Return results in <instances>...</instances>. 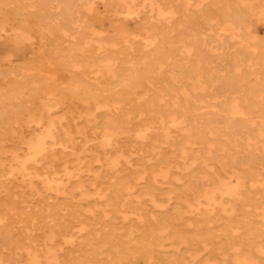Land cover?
Listing matches in <instances>:
<instances>
[{"label": "rangeland", "instance_id": "rangeland-1", "mask_svg": "<svg viewBox=\"0 0 264 264\" xmlns=\"http://www.w3.org/2000/svg\"><path fill=\"white\" fill-rule=\"evenodd\" d=\"M11 1L14 6L11 5ZM15 1L3 0L4 3L0 1V11L3 8V14L0 13L1 26L10 22L7 25L10 30L7 27L4 28L6 31H3V27L0 26V35L2 36L6 32L3 37L0 36V62L3 60L0 64V77H2V80L0 79V95L1 93L5 94L0 96V101L9 103L11 99L7 95L12 94V97H9L13 98V101L16 100L15 98H17L16 101H21L23 103L20 102L21 109L23 106L24 109L21 110L20 105H16L17 107L14 109L13 101L9 103L11 105L7 104L8 107L4 102H0L5 105H0L2 106L0 110L11 109L10 106L13 103L14 106L11 110L18 114L16 115L14 111H0V162L2 155L4 156L2 148L8 151H22L24 145L21 141L23 139L28 138L29 140L37 134H47L46 131L51 133L52 130H55L57 123L60 124V126L57 124L58 130L56 129L59 134L55 130L58 137H61L62 129H69L71 132L73 131L72 135L76 137L80 146L77 144V148L73 147V143L64 140L65 143L62 142L64 146L61 143L60 146L56 145V149L55 146L51 147L52 149L47 153L48 156L45 154L42 161H39L41 166L39 162L36 164L35 170H37L33 169L31 176H24L17 171L14 173L15 175L13 173L4 174L6 177L2 174L3 178H0V234L2 233L0 235V264H3L2 262L8 264L7 257L11 254L10 257L13 258H8L12 261L10 264H32V262L33 264H264V153L249 152L244 138L233 133L230 134L231 131L224 128L227 127L225 120L228 117L225 115L228 111L223 112V109L230 106L233 100H237L240 104L248 103L250 100H246L245 96L250 89L255 92L252 96L249 95L251 97L250 104L256 102L258 106L263 105L261 107H264V0H127L128 3L126 0H27L28 4H25V0L14 3ZM29 4L30 11L26 8ZM6 5L10 10L6 8ZM12 6L15 10L12 9ZM42 9L45 12H42ZM246 9L249 11L247 12ZM38 10H41V13ZM23 11L30 13L27 14ZM227 11H230L231 14ZM245 11L247 13L243 14ZM232 12L234 15L240 12L243 16L248 17L242 24L234 21L233 16H227L233 21L226 19L225 15L227 13L233 15ZM6 14L7 17H5ZM222 14L225 18L221 16ZM21 18L24 21H21ZM43 18H45L44 21ZM19 19L20 22L17 23ZM225 20L229 22L226 23ZM231 21L233 23H230ZM11 22L14 23V26ZM35 22L40 24L39 28H36ZM19 27L22 31L18 30ZM30 27L34 31L30 30ZM35 32L36 34H33ZM27 33L29 34L27 35ZM30 43L31 45H29ZM30 46H32L31 49ZM38 49H42V51L39 52ZM29 50L31 52H28ZM36 52L39 53L37 54L39 56L34 54ZM25 54H27V61ZM28 55L33 56L29 57ZM8 56L14 59L7 58L9 60L7 61L6 57ZM34 57L36 59H32ZM16 58L17 60H15ZM4 60L7 62L4 63ZM40 60L44 62L41 63ZM18 61L20 65H18ZM22 62L26 63L24 68V63L21 65ZM29 66L36 69L33 75L32 69H30L31 75L30 71L27 72ZM19 67L24 70L27 68V70H23L25 75ZM8 68L11 71L12 68L15 69L17 73L13 70L14 72L11 74ZM1 69L7 78L2 76ZM13 74L15 75L13 76ZM17 74L24 76L20 77ZM35 75L39 78L37 81L39 88H35L37 87L35 86L33 89L31 86V90L29 86H26L27 89L23 88V93H19L23 94L21 98L20 96L13 97L17 94L7 93L11 92L14 83H16L15 80L18 83H23V80L30 76L36 77ZM134 75H141L142 78L129 84ZM24 77L26 78L24 79ZM41 77L42 80H40ZM2 81L6 83L3 85ZM39 81L40 83L47 81L41 84L44 85L43 87L47 86L43 92H51V88L54 92H44L46 94L43 93L42 97V91H37V89L41 90ZM10 83L12 88L9 86ZM1 85L6 89H2ZM128 89L132 91L129 94L130 98L122 99L121 94ZM34 90L38 94H34ZM100 93L104 97H110L108 98L110 104L117 106L119 104L120 107L114 109V112H108L107 115L97 108L94 110L95 105L98 104L95 96ZM40 94L41 96H39ZM37 95L42 99L40 100ZM4 96L7 99L4 100ZM249 96L246 97L249 98ZM256 103L252 104V109L253 107L258 108L259 111L253 110L254 113L257 111L260 114L264 108L260 107L261 109H259L255 105ZM41 104H45L44 107L48 104L54 107L50 106L51 109L48 105V109L43 107V111L40 107ZM55 105L58 107L55 108ZM145 105L152 111L151 115L148 114L149 110L144 108ZM163 105H186L193 111L194 117L197 114L195 118L200 121L197 123L196 120L197 124L195 123V126L192 124V127L190 123V126L187 127L188 131L183 129L187 131L186 134L179 127H171L173 129L171 135L164 136L165 140L163 141L164 138L161 137L163 135L160 133L162 130L160 128L163 126L161 127L159 123H161V113L164 111L160 109L171 108V106L164 108ZM131 106L134 108L135 111L131 109L134 112L130 110ZM138 106L143 107L142 110ZM221 106L222 110L219 109ZM193 107L194 109L198 107V112ZM25 108L26 111L34 109L36 112L39 110L37 111L39 115L37 112L36 114L32 112V115L29 112L27 115L25 112L26 116L23 112ZM29 108L31 109L29 110ZM92 109L93 114L96 112L97 115H87L90 113L89 111L92 112ZM145 109L147 113L143 114ZM153 109H157L156 112L160 111L155 117L157 121L154 117L151 118L152 114H156ZM50 110L52 112L48 114L47 111ZM59 110L64 114H60ZM67 111L72 114L70 116L74 117V120L70 119ZM86 111L88 112L86 113ZM1 112L11 113L10 115L6 113L7 115H4L6 117H3ZM78 112H82L81 114L84 116ZM51 113L56 115H51ZM98 113L100 116L105 115L104 117L108 121L105 118L106 121H102L103 115L100 117ZM133 113L138 114L135 115L137 119L134 118L135 121L137 120L136 122L132 118V116L134 117ZM11 114H14L13 117H10ZM45 114L50 115L46 117L49 120L51 118V125L49 124L51 122L45 118ZM108 114L111 119L113 116L118 118V121L114 117L110 121ZM19 116H21V120L16 121ZM28 116H30L28 118L30 121L27 120ZM140 116H142L141 119ZM37 117L38 119H36ZM144 117L150 118L149 121L152 119L153 123L149 124L148 121L144 123L146 120ZM2 118L3 120L7 118L10 121L9 124L7 119L3 121ZM66 118H68L67 121H65ZM131 118L132 121H130ZM32 119L37 124H32L34 123ZM39 119L41 122H38ZM45 119L47 125L43 123L46 122ZM19 121L21 124H17ZM114 121L117 122L114 123ZM119 121L123 124L128 123V127L131 126L130 129L127 124L122 125ZM104 122L105 126L102 125ZM132 122H135L134 125L137 123L136 130L140 131L134 130L136 127H132ZM138 122L144 123L145 125L140 123L143 126H148L147 129L139 125ZM146 122L149 125H146ZM200 122H207L208 125H206H211L209 127L212 129L205 128L204 123ZM219 122L225 126L223 124L221 126ZM192 123L194 122L192 121ZM199 123L202 124V127L205 126L203 128L207 130V135L206 130L205 134L201 132L203 128ZM38 124L39 126H37ZM97 124L100 129H97ZM48 125L53 127L51 131ZM111 125H114L113 128ZM157 125L160 127L156 128ZM196 125L202 129L196 128ZM44 126L46 131L45 128H41ZM92 127L96 129L94 130ZM124 127L128 128L127 132L129 130L130 134L125 132ZM139 127L143 129H139ZM150 127H154V129L152 130ZM220 127L223 128H221L222 131L228 130L230 139H228L226 131L223 132L226 135H223ZM132 128H134V132L131 131ZM174 128H176V132ZM191 128L192 130L196 129L194 132L198 131L201 136L198 132V134H194ZM158 129L160 132L157 134ZM210 129L211 132H209ZM216 129H219L222 134H217L216 131L215 133ZM106 130L107 132L109 130L108 134L110 135L114 133L113 138L108 134L98 136L100 132L106 134ZM144 131L149 135L148 133L142 135ZM131 132L134 136H130ZM153 134H155L154 137L159 136L157 138L160 141L157 138L156 141ZM144 135H148L150 138ZM214 136L219 139L216 140ZM211 137H214L215 140ZM173 138H177L178 142L183 141L181 144L176 143L177 139ZM20 139L22 140L20 141ZM96 139L98 140L95 143ZM206 141L208 142L206 143ZM98 144L102 146L101 150L95 147ZM177 144L180 146L185 144L186 149ZM85 145L89 147L87 148ZM91 145H93L94 152ZM7 146L9 147L7 148ZM188 146L190 148H187ZM259 146H261L260 143ZM177 147L182 148H179L180 153ZM191 147L196 148L192 150L193 152L195 150L194 153L188 150ZM89 148L92 149L91 152ZM117 149L121 150L117 151ZM55 151L57 156H55ZM51 153H53L55 161L59 159L58 162L62 160L64 164L62 161L58 164L54 163L56 165L52 168L54 170L47 171L49 170L47 162L51 159ZM84 153H88L85 161ZM114 153L117 154L114 155ZM184 155L187 158H183ZM75 157L82 160L75 159ZM68 158H72L69 159L70 163H67L69 162ZM105 158L110 159L105 163ZM96 160H100V163ZM75 162L77 163L75 164ZM170 163L175 164L171 165ZM105 164L107 165L105 166ZM168 164L170 168H167ZM60 165L67 171H63ZM37 166L41 168L39 169ZM109 167L111 170L108 169ZM75 168L78 169L74 171ZM35 172H38L37 174L40 172V175H33ZM57 172L59 173L57 174ZM52 173H56L57 177L55 174L51 175ZM43 174L45 176L49 174V177L45 178ZM67 174H69V179ZM2 175L0 176L2 177ZM156 175L157 177H155ZM21 176H23V183L20 181ZM32 176L37 177L34 179ZM58 176H61V181ZM51 177L55 180L58 179L57 182L51 181ZM27 178L35 182L36 186L40 183L39 186L43 187L35 186L32 189ZM121 178L123 180L125 178L126 180L123 182L127 181L131 185L126 182L127 186L125 184L123 188ZM43 180L45 183L41 182ZM59 181L61 188L58 184ZM46 182L47 188H45ZM239 182H242L241 186ZM48 184H53L57 190L53 189V185ZM62 186H66V190ZM63 192L67 195H63ZM115 196L117 197L114 198ZM132 196L133 198H131ZM107 197H113L109 203H106L109 201ZM113 199L117 202L113 201L111 204ZM7 236L10 237L7 238ZM2 238L3 241H1ZM4 241L9 244L4 246ZM16 242L17 244H14ZM31 242L33 246H31ZM9 245L10 247H8ZM12 245L15 248L13 249L15 253L10 249ZM5 247L9 250L7 251ZM24 247L30 251L26 248L24 250ZM29 247H34L35 253L40 257H37L38 255L34 252L32 253ZM20 249L24 250L25 254ZM26 253L30 259L29 256L26 257ZM4 254L9 255L5 256ZM22 254L25 256L22 257ZM14 259L19 263H16Z\"/></svg>", "mask_w": 264, "mask_h": 264}, {"label": "bare ground", "instance_id": "bare-ground-1", "mask_svg": "<svg viewBox=\"0 0 264 264\" xmlns=\"http://www.w3.org/2000/svg\"><path fill=\"white\" fill-rule=\"evenodd\" d=\"M0 1L3 2V0H0ZM14 1H15V0H14ZM17 1H20V0H16L14 3H17ZM26 1H27V0H25V4H28V2H26ZM28 1H29V0H28ZM123 1H124V0H123ZM126 1H127V0H126ZM23 2H24V1H23ZM3 3H4V2H3ZM8 3H9V2H8ZM12 3H13V2L11 1V5L14 6V4H12ZM21 3H22V2H21ZM21 3H19V4L21 5ZM125 3H126V2H125ZM127 3H128V1H127ZM129 3H130V1H129ZM22 4H24V3H22ZM0 5H1V3H0ZM11 5H9V6L11 7ZM17 5H18V4H17ZM3 6H4V5H3ZM13 6H12V9H13ZM29 6H30V4H29L27 7H26V6H25V7L28 9ZM4 7H5V6H4ZM7 7H8V5H6V8H7ZM23 7H24V6H23ZM23 7H22V8H23ZM1 8H2V7H1ZM45 8H46V7H45ZM7 9H8V8H7ZM27 9H26V11H27ZM39 9H40V7H39ZM0 10H1V9H0ZM8 10H10V9H8ZM13 10H15V9H13ZM21 10H22V9H21ZM24 10H25V8H24ZM28 10L30 11V9H28ZM31 10H32V9H31ZM46 10H48V9L46 8ZM4 11H5V8H4ZM38 11H39V10H38ZM40 11H41V10H40ZM40 11H39V12H40ZM43 11L45 12L44 9H42V12H43ZM246 11L248 12L249 10L246 9ZM246 11H245L244 13H243V12H242V13L245 14V13H247ZM1 12H2V14H3V8H2V11H0V13H1ZM6 12H8V11H6ZM11 12H13V11H11ZM17 12L19 13V11H17ZM17 12H15V13L17 14ZM21 12H22V11H21ZM23 12H24V11H23ZM31 12H32V11H31ZM39 12H38V13H39ZM48 12H50V11L48 10ZM160 12H161V11H160ZM160 12H159V14H160ZM223 12L226 13V11H223ZM227 12H228V11H227ZM229 12H230V11H229ZM229 12H228V13H229ZM24 13L29 14L30 12H24ZM40 13H41V12H40ZM40 13H39V14H40ZM212 13H213V12H212ZM224 13H223V14H224ZM228 13H227V15L224 14V15L226 16V19H227V18H228V20L230 19V18L227 17V16H233V17H232L233 20L236 21V22H239V23H241V24L244 23V22L246 21L247 17H248V16H245V15H244V16H245V17H244L243 14H240V12H239L240 15H239V14H236V13H235L236 15H234L233 12H232L233 15H230L231 12H230V14H228ZM237 13H238V12H237ZM34 14L36 15V13H34ZM47 14H48V13H47ZM49 14H50V13H49ZM162 14H163V13H162ZM164 14H166V13H164ZM223 14H222L221 16H223ZM4 15H5V14H4ZM9 15H10V13H9ZM18 15H20V13H19ZM24 15H25V14H24ZM24 15H23V16H24ZM40 15H41V14H40ZM42 15H43V13H42ZM166 15H167V14H166ZM166 15H165V16H166ZM15 16H16V15H15ZM26 16H27V15H26ZM30 16H31V15H30ZM43 16H44V15H43ZM50 16H51V15H50ZM50 16H49V17H50ZM5 17H7V14H6ZM5 17H4V18H5ZM9 17L11 18V15H10ZM9 17H8V18H9ZM31 17H33V16H31ZM63 17H64V16H63ZM223 17H224V16H223ZM4 18H3V19H4ZM8 18H7V19H8ZM10 18H9V19H10ZM33 18H34V17H33ZM40 18H41V17H40ZM40 18H39V19H40ZM46 18H47V17H46ZM64 18H65V17H64ZM224 18H225V17H224ZM232 18H231L230 20H232ZM3 19H2V20H3ZM5 19H6V18H5ZM30 19H31V18H30ZM36 19H37V18H36ZM44 19H45V18H43V21H44ZM10 20H11V19H10ZM17 20H18V19H17ZM65 20H67V19H65ZM233 20H232V21H233ZM13 21H14V20H13ZM21 21H24V20H22V18H21ZM25 21H26V20H25ZM37 21H39V20H37ZM43 21H42V22H43ZM71 21H72V20H71ZM225 21H226V23L229 22V21H227V20H225ZM232 21H231L230 23H233ZM3 22H4V21H3ZM18 22H20V19H19V21H17V23H18ZM1 23H2V22H1ZM1 23H0V26H1ZM9 23H10V22H9ZM9 23H7V25H8ZM25 23H26V22H25ZM31 23H33V22L31 21ZM35 23H36V22H35ZM40 23H41V22H40ZM4 24H6V23L4 22ZM11 24H12V26H14V25H13V24H14L13 22H11ZM36 24H37V23H36ZM36 24H35L36 28H37V27L39 28V25H40V24H39V23H38L37 25H36ZM41 24H42V23H41ZM7 25H5V26L2 25L1 27H3V29H4V28L6 29L7 27H9V26H7ZM23 25H24V24H23ZM28 25H29V24H28ZM19 26H20V25H19ZM29 26H30V25H29ZM35 26H34V29H35ZM51 26H52V25H51ZM31 27H32V26H31ZM31 27H30V30H32ZM40 27L42 28V26H40ZM43 27H44V26H43ZM57 27H58V26H57ZM57 27H56V28H57ZM232 27H233V26H232ZM11 28H12V27H11ZM3 29H2V30H3ZM5 29H4L3 31H6ZM34 29H33L32 31H34ZM218 29H219V28H218ZM234 29H235V27H234ZM9 30H10V27H9ZM16 30H17V28H16ZM18 30H20V27L18 28ZM57 30H58V29H57ZM225 30H226V29H225ZM0 31H1V29H0ZM12 31H13V30H12ZM20 31H22V30H20ZM20 31H19V32H20ZM17 32H18V31H17ZM30 32H31V31H30ZM1 33H2V32H1ZM4 33H6V32H4ZM4 33L2 34V36H1V35H0V36L3 37V36H4ZM14 33H15V31H14ZM21 33H24V32H21ZM31 33H32V32H31ZM31 33H30V35H31ZM11 34H13V33H11ZM28 34H29V33H27V35H28ZM33 34H36V32L33 33ZM33 34H32V36H35V35H33ZM20 35H21V34H20ZM25 36H26V35H25ZM27 38H28V37H27ZM35 38H36V37H35ZM0 39H1V38H0ZM28 40H29V39H28ZM40 41H41V40H40ZM28 42H29V41H28ZM34 42H35V41H34ZM32 44H33V43H32ZM34 44H35V43H34ZM34 44H33V45H34ZM13 45H14V44H13ZM29 45H31V43H30ZM41 45H42V44H41ZM41 45H40V46H41ZM9 47H10V46H9ZM33 47H34V46H33ZM22 48H24V47H22ZM31 48H32V46H30V49H31ZM40 48H41V47H40ZM40 48H39V49H40ZM42 48H43V47H42ZM248 48H249V47H248ZM250 48H251V47H250ZM34 49H35V48H34ZM34 49H32V50H34ZM39 49H38L39 52L42 51V49H41V50H39ZM43 49H44V48H43ZM26 52H27V50H26ZM28 52H31V50H29ZM34 52H35V51H34ZM22 53H23V51L21 52V54H22ZM42 53H43V52H42ZM48 53H49V52H48ZM21 54H20V55H21ZM29 54H31V53H29ZM34 54L37 55V54H39V53L36 52V53H34ZM34 54H33V55H34ZM45 54H46V53H45ZM26 55H27V54H25L24 56H25V58H26L25 60L27 61L28 58L26 57ZM33 55H30V56H33ZM43 55H44V54H43ZM49 55H50V53H49ZM24 56H23V58H24ZM28 56H29V55H28ZM30 56H29V57H30ZM37 56H39V55H37ZM17 57H18V56H17ZM35 57H36V56H35ZM35 57L32 58V59H36V58H37V57H36V58H35ZM7 58L11 59L12 57L10 58V57L8 56V57H6V60H7ZM23 58H22V59H23ZM12 59H14V58H12ZM19 59H21L20 56H19ZM38 59H39V58H38ZM41 59H42V56H41ZM43 59H44V56H43ZM48 59H49V58H48ZM0 60H1V59H0ZM15 60H17V58H16ZM46 60H47V59H46ZM49 60H50V59H49ZM7 61H9V60H7ZM7 61L4 60V63L7 62ZM23 61H24V59H23ZM36 61H37V60H36ZM38 61H39V60H38ZM1 62H3V60H2ZM1 62H0V64H1ZM18 62H19V61H18ZM29 62H30V61H29ZM32 62H33V61H32ZM40 62H41V60H40ZM43 62H44V61H43ZM43 62H41V63H43ZM14 63H15V61H14ZM23 63H24V62H22L21 65H22ZM6 64H7V63H6ZM6 64H5V65H6ZM16 64H17V63H16ZM25 64H26V63H24L23 68L25 67ZM29 64H30V63H29ZM31 64H32V63H31ZM33 64H34V62H33ZM3 65H4V64H3ZM7 65H8V64H7ZM18 65H20V62H19ZM35 65H36V64H35ZM9 66L12 67L13 65H12V66L9 65ZM32 66H33V65H32ZM39 66H40V65H39ZM0 67H1V66H0ZM5 67L7 68L8 66H5ZM21 67H22V66H21ZM41 67H42V66H41ZM2 68H3V67H2ZM16 68H17V66H16ZM19 68H20V67H19ZM19 68H18V70L22 69V68H20V69H19ZM3 69H4V68H3ZM3 69H1V72H2ZM28 69H29V70H28L27 72L30 71L29 73H30V75H31V72H32V71H31L30 69H32V68L29 66ZM37 69H38V68H37ZM39 69H40V67H39ZM39 69H38V70H39ZM8 70L11 71L10 68H8ZM13 70L16 71L15 69L12 68V71H11V72L9 71V72L12 74V73L14 72ZM23 70H24V69H22V70H20V71L22 72ZM25 70H27V68H26ZM25 70H24V71H25ZM32 70H33V72H32V75H33V73L36 72V71H34V70H36V69H34V67H33ZM24 71L22 72L23 74H24ZM39 72H40V71H39ZM5 73H6V72H5ZM15 73H17V71H16ZM2 74H3V72H2ZM6 74H7V73H6ZM35 74H36V73H35ZM41 74H42V73H41ZM41 74H40V75H41ZM69 74H70V73H69ZM7 75H8V74H7ZM14 75H15V74H13V76H14ZM17 75H19V74H17ZM24 75H25V74H24ZM24 75H21V74H20L19 76L22 77V76H24ZM27 75H28V74H27ZM38 75H39V74H38ZM113 75H114V74H113ZM0 76H1V73H0ZM2 76H6V75L3 74ZM35 76H36L37 78H36V77H31V76H30V77H28L26 80H23L22 78L19 77L20 79H22V80L24 81L23 83H18L17 80H15L16 83H14V81H12V82L14 83V87L12 88V86H11V85H12V84H11L12 82H11L10 85H9V86H11V88H12V89H11V92H7V93H13L14 95L17 94L18 96L15 95V96H13V97L15 98V97H19V96H20V98H21L23 94L21 95V94H19V93H23V88H24V89H27L26 86H29L30 88H31V86H33L32 88L34 89V87L38 85L37 81L39 80V78H38L37 75H35ZM41 76H43V75H41ZM61 76H62V75H61ZM63 76L65 77V74H64ZM114 76L117 77V75H114ZM8 77H9V76H8ZM16 77H17V76H16ZM39 77H40V76H39ZM116 77H115V78H116ZM1 78H2V77H0V79H1ZM6 78H7V76H6ZM6 78H4V79H6ZM10 78H12V77L10 76ZM17 78H18V77H17ZM19 78H18V79H19ZM25 78H26V77H24V79H25ZM33 78H34V79H33ZM43 78H44V77H43ZM132 78H133V79H132V81H131L129 84H132V82L134 83L135 80H140V79L142 78V76H141V75H134ZM12 79H13V78H12ZM35 79H37V80L34 81ZM1 80H2V79H1ZM1 80H0V81H1ZM13 80H14V79H13ZM22 80H21V81H22ZM40 80H42V77L40 78ZM43 80H44V79H43ZM3 81H4V80H3ZM3 81H2L3 85H4V83L8 82L7 80H6V82H3ZM9 81H10V80H9ZM44 82H47V81H44ZM44 82L42 81V82L40 83V81H39V83H40L39 85H41V84L44 83ZM55 82H56V81H55ZM61 82H62V79H61ZM2 83H1V84H2ZM8 83H9V82H8ZM48 83H49V82H48ZM232 83H234V82L232 81ZM49 84H51V83H49ZM125 84H127V83H125ZM3 85H1V86H2V89H6V87L3 88V87H4ZM6 85H7V84H6ZM231 85H232V84H231ZM43 86H44V85H41V86H40V87H41V88H40L41 90H38V89H37V91H40V92L42 91V97H43L44 94H46V93H51V92L53 91V88L50 87V88L52 89V91L49 90V89L47 88V89H48L49 91H51V92H46V91H44V92H46V93H44L43 90H46V87H47V86H46V85H45L46 87H43ZM49 86H51V85H49ZM49 86H48V87H49ZM63 86H66V84H65V85L63 84ZM7 87H8V86H7ZM42 87H43V88H42ZM32 88H31V90H32ZM35 88H39V86H37V87H35ZM250 88H251V87H250ZM250 88H249V89H250ZM91 89H92V88H91ZM249 89H247V90H249ZM8 90H9V88H8ZM48 90H47V91H48ZM80 90H81V89H80ZM87 90H88V89H87ZM4 91H5V90H4ZM4 91H3V92H4ZM34 91H35L34 94L37 93L36 90H34ZM40 92H39V93H40ZM53 92H54V91H53ZM53 92H52V93H53ZM73 92H75V91H73ZM89 92H90V90H89ZM98 92H99V91H98ZM131 92H132V91H131L130 89L125 90V92H123V93L121 94V98H122V99H129V98H130V97H129V94H130ZM246 92H247V91H246ZM252 92H254V90H253V89H250V90L248 91V94H247L246 96H249V95L252 96V94H255V92H254V93H252ZM27 93H28V92H27ZM43 93H44V94H43ZM37 94H38V93H37ZM110 94H111V93H110ZM1 95L3 96V95H5V94H2V93H1ZM1 95H0V96H1ZM6 95H7V94H6ZM94 95H95V93H94ZM94 95H93V96H94ZM7 96H8L9 99H11L10 102H9V103H11V101H13V98H10L9 96L12 97V94L7 95ZM37 96H38V95H37ZM39 96H41V94H40ZM39 96H38V98L41 100L42 98L39 97ZM48 96H49V95H48ZM246 96H245V98H247L246 100H250V101H251V99H250L251 97L249 96V98H248V97H246ZM254 96H255V95H254ZM254 96H253V97H254ZM95 97H96V100L98 101V104L95 105L94 110L97 108V110H100L101 112L106 113V115H107L108 112H112V111L114 112V109H117L118 106H119V104H118V106H117L116 104H112V103L110 104V103L108 102V100H109L108 98H110V97H104L103 95H101V93H100V94H97ZM139 97H140V96H139ZM0 98H1V97H0ZM47 98H48V97H47ZM49 98H50V97H49ZM3 99L5 100V99H7V98H5V96H4ZM3 99H1V100H3ZM15 99L17 100V98H15ZM43 99H44V98H43ZM141 99H142V98H141ZM254 99H255V97H254ZM16 100L13 101V103H15V106H14L13 103H12V106H10L11 109H13V106L15 107L14 109H16V107H17L16 105H18V106L20 105V102H21V101H16ZM20 100H22V99H20ZM47 100H48V99H47ZM50 100H51V98H50ZM244 100H245V99H244ZM246 100H245V101H246ZM252 100H253V98H252ZM6 101H8V100H6ZM45 101H46V99H45ZM250 101H249V102L247 101L248 103L245 102L246 104H240L237 100H236V101L233 100V103H231L230 106L227 104V105L229 106V107L227 106V107H228V110L226 109L227 107L225 106V107H226V108H225L226 110L223 109V112H224V111H228V112L226 113V115H225V116H227L228 118L225 120L226 123L222 121L223 123L226 124L227 127H224L225 124H223V123H222V124L224 125V126H223L224 128H227L228 130L231 131V132H229L230 134L233 133L234 135H239V136H241L242 138H244V139L246 140V143H247V147H246V148L249 150V152H257V153L262 152V153H264V111H262V113L258 114V113H259V112H257V111H259V110H257L258 108L256 109V107H255V108L253 107V109L257 110V111L255 112V113H256V114H255V113H254V110L252 109V104H254V103H256V102H254V103L252 102V104H250ZM254 101H255V100H254ZM0 102H2V101H0ZM3 102H4V101H3ZM3 102H2V103H3ZM16 102H17V103H16ZM18 102H19V104H18ZM23 102H24V101H23ZM9 103H8V102H7V103L4 102V104H6V106H7V104H9ZM21 104H23V103L21 102ZM25 104H26V103H25ZM0 105H2V104H0ZM9 105H11V104H9ZM41 105H42V106H40V107H42V109H43V107L45 106V104H41ZM43 105H44V106H43ZM48 105H49V108L54 107V106H51V104H48ZM48 105H46V107H47ZM255 105H256L257 107H259V109L264 108V107H261V106H263V105L258 106V103H256ZM2 106H5V105H2ZM2 106H0V107L2 108ZM28 106H29V105H28ZM33 106H35V105H33ZM33 106H32V107H33ZM50 106H51V107H50ZM152 106H155V105H152ZM152 106H150V107H152ZM163 106H164V105H163ZM163 106H161V107H163ZM165 106L167 107V106H169V105H165ZM165 106H164V108H165ZM170 106H171V108H170V109L168 108L167 110H162V109H160L161 111H164L163 113H161V123H159V125H160L161 127H162V126H163V127L160 128V129H162L161 132H160V129H158L159 131H156V133H157V134H158V132L162 133L163 136H161V137H163V138H164V136H165V137H168V136L171 135V130H173L171 127H179V128L182 129V130H183V129H186V130L188 131L187 127L190 126L189 124L191 123V127H192L193 125L195 126V123H196V120H197L195 117L197 116L196 112H198V109H197L198 107L196 108L197 111H196V112L194 111V113L196 114V116L194 117L193 111L190 110L186 105H185L186 107H185L184 105H174V106H173V105H170ZM170 106H169V107H170ZM189 106H191V105H189ZM223 106H224V105H223ZM7 107H8V106H7ZM30 107H31V106H30ZM35 107H36V106H35ZM40 107H39V109H40ZM46 107H44V108H46ZM56 107H58V106L55 105V108H56ZM119 107H120V106H119ZM122 107H123V106H122ZM138 107H140V106H138ZM138 107H135V108H138ZM148 107H149V106H148ZM155 107H156V106H155ZM155 107H152V108H155ZM158 107H159V106H158ZM204 107H205V106H204ZM260 107H261V108H260ZM1 108H0V109H1ZM3 108H4V107H3ZM19 108L21 109V105H20ZM55 108H54V109H55ZM141 108H143V107H140V110H142ZM144 108H146V105L144 106ZM152 108H150V109L152 110ZM164 108H163V109H164ZM190 108H191V107H190ZM211 108H212V107H211ZM213 108H214V107H213ZM4 109H5V110H4ZM4 109H3V110H0V111H14V110H11V109H8V110H6V108H4ZM20 109H19V110H20ZM23 109H24V106H23V108H22L21 110H23ZM27 109H28V107H27ZM30 109H31V108H29V110H30ZM35 109H36V108H35ZM46 109H48V107H47ZM51 109H52V108H51ZM89 109H91V108H89ZM131 109L134 110V108H132V106H131L130 110H131ZM146 109H148V108H146ZM146 109L144 110L145 113L142 112L143 114H146V113H147ZM158 109H159V108H158ZM193 109H194V107H193ZM196 109H194V110H196ZM219 109L222 110V106H221ZM21 110H20V111H21ZM40 110H41V109H40ZM55 110H56V109H55ZM55 110H54V111H55ZM127 110H128V109H127ZM130 110H129V111H130ZM133 110H131V111H133ZM148 110H149V109H148ZM153 110H154V109H153ZM263 110H264V109H263ZM37 111H39V110H37ZM37 111H36V112H37ZM41 111H42V110H41ZM43 111H44V109H43ZM69 111H72V110H69ZM69 111H67L68 114H69ZM125 111H126V110H125ZM125 111H123V112L125 113ZM134 111H135V110H134ZM134 111H133V112H134ZM149 111H150V110H149ZM149 111H148V114H150V113L152 112V111H150V112H149ZM156 111H157V109H155V110L153 111V112H155L156 114H152L151 118L154 117V119H155V117H156V115L158 114V112L160 113V111H158V112H156ZM14 112H15V111H14ZM14 112H13V113H14ZM18 112H19V111H18ZM23 112H24V113L27 112V115H29V114H28L29 112L31 113V115L33 114L32 112H34V113L36 114V112L34 111V109L31 110V111H26V108H25V111H23ZM47 112H48V114H49V113L52 112V111L50 110V111H47ZM55 112H56V111H55ZM59 112H60V110H59ZM59 112H57V113H59ZM87 112H88V111H86V113H87ZM89 112H90V113H88L87 115L90 114V116H91V114H93L94 111H93V109H92V112H91V111H89ZM137 112H138V109H137ZM1 113H2V116H3V117H6V116H4V115H7L6 113H9L8 115H10L11 112H5V114H4L3 112H1ZM15 113H16V112H15ZM24 113H23V114H24ZM39 113H40V112H39ZM42 113H43V112H42ZM45 113H46V111H45ZM72 113H73V112H72ZM81 113H82V112H81ZM81 113L78 112V114H81ZM95 113H96V112H95ZM95 113L93 114V116H94V115H97V114H95ZM115 113H116V112H115ZM126 113H127V111H126ZM142 113H141V114H142ZM19 114H20V113H19ZM37 114H38V112H37ZM48 114H45V118H47V120H49L48 117L50 116V115H48ZM54 114H55V113H54ZM54 114L51 113V115H54ZM60 114H64V113H62V111H61ZM70 114H71V113H70ZM70 114H69V116H70ZM84 114H85V113H84ZM101 114H102V113H101ZM128 114H129V113H128ZM133 114H134V113H133ZM220 114H221V111H220ZM11 115H12V116H10V117H13L14 114H11ZM16 115H18V114L16 113ZM16 115H15V116H16ZM24 115H26V113H25ZM27 115H26V116H27ZM38 115H39V114H38ZM55 115H56V114H55ZM57 115H58V114H57ZM71 115H72V114H71ZM81 115H83V114H81ZM81 115H80V116H81ZM87 115H86V116H87ZM102 115H103V114H102ZM102 115H101V116H102ZM108 115H109V114H108ZM121 115H122V114H121ZM125 115H126V114H125ZM135 115H138V114L136 113V114H134V117L132 116V118H133L134 121H135L134 118L137 119V117H135ZM150 115H151V114H150ZM154 115H155V116H154ZM22 116H23V115H22ZM46 116H48V117H46ZM60 116H62V115H60ZM60 116H59V117H60ZM65 116L67 117L68 115H65ZM83 116H84V115H83ZM90 116H88V117H90ZM93 116H92V117H93ZM98 116H100L99 113H98ZM101 116H100V117H101ZM104 116H105V115H103V117H101V118L104 119V118H105ZM126 116H127V115H126ZM144 116H145V115H144ZM158 116H159V115H158ZM16 117H17V116H16ZM24 117H25V116H24ZM29 117H30V116L27 117V120H28ZM35 117H36V116H35ZM41 117H42V116H41ZM75 117H76V116H75ZM96 117H97V116H96ZM106 117H108V116H106ZM110 117H111V116L109 115V118H110ZM113 117H114V116H113ZM113 117H112V119H113ZM130 117H131V116H130ZM149 117H150V116H149ZM159 117H160V116H159ZM20 118H21V116H19L18 119L16 118V121L21 120ZM57 118H58V117H57ZM63 118H65V117L63 116ZM81 118H82V116H81ZM84 118L86 119V117H84ZM114 118H115V120L118 121V118H117V119H116V117H114ZM119 118H120V117H119ZM122 118H123V117H122ZM132 118L130 119V121H132ZM141 118H142V116H140V119H141ZM145 118H146V120H144ZM157 118H158V117H157ZM203 118H204V117H203ZM206 118H207V117H206ZM206 118H204V119H206ZM4 119L6 120L7 118H4ZM13 119H15V117L12 118V120H13ZM36 119H38V117H37ZM42 119H43V118H42ZM59 119H60V118H59ZM70 119H73V120H74V117L71 118V116H70ZM82 119H83V118H82ZM90 119H91V118H90ZM103 119H102V121H106V120H107L106 118H105L106 120H105V119L103 120ZM110 119H111V118H110ZM112 119H111L110 121H112ZM144 119H143V120H144V123H145V121H148L149 124H150V122L153 123V122H152V119H151V121H149L150 118L147 119V117H144ZM207 119H209V118H207ZM2 120H3V118H2ZM5 120H3V121H5ZM23 120H24V119H23ZM32 120H33V119H32ZM40 120H41V119H39L38 122H39ZM45 120H46V119H45ZM47 120H46V122H43V123H46V125H47ZM50 120H51V118H50ZM50 120H49V121H50ZM52 120H53V119H52ZM67 120H68V118L65 119V121H67ZM120 120H124V119H120ZM155 120H156V119H155ZM3 121H2V122H3ZM7 121H8V124H9L10 121H9L8 119H7ZM7 121H6V122H7ZM13 121H14V120H13ZM28 121H30V120H28ZM33 121H34V123H32V124H37V123H35V120H33ZM33 121H32V122H33ZM58 121H59V120H58ZM63 121H64V119H63ZM86 121H87V120H86ZM91 121H92V120H91ZM95 121H96V120H95ZM97 121H98V120H97ZM107 121H108V120H107ZM117 121H114V123L117 122ZM124 121H127V120L125 119ZM136 121H137V120H136ZM136 121H135V122H136ZM141 121H142V120H141ZM153 121H154V120H153ZM156 121H157V120H156ZM159 121H160V120H159ZM192 121H193L194 123H192ZM198 121H200V120H197V123H198ZM201 121H202V120H201ZM203 121H204V120H203ZM205 121H207V120H205ZM210 121H211V120H210ZM40 122H41V121H40ZM50 122H51V121H50ZM60 122H61V121H60ZM100 122H101V121H100ZM119 122H120V121H119ZM135 122H134V123L132 122V124H133L132 127H134V126L136 127L135 129L132 128V130H131L132 132H134L133 129L136 130L137 127H138V126H136L137 123H136V125H134ZM142 122H143V121H142ZM142 122H140V123H141V124H144V123H142ZM207 122H209V121H207ZM207 122H205V123H204V122H200V123H204V125H205L206 127H205L204 125H203V127L207 128V127L211 126V125L207 126L208 124H211L210 122L207 124ZM11 123H12V122H11ZM23 123H24V122H23ZM55 123H56V122H55ZM84 123H85V122H84ZM107 123H108V122H107ZM120 123H122V122H120ZM138 123H139V122H138ZM140 123H139V125H141ZM148 123L146 122V125H147ZM156 123H157V122H156ZM197 123H196V124H197ZM200 123H199V124H200ZM219 123L221 124V122H219ZM17 124H21V122L19 121ZM29 124H30V123H29ZM49 124L51 125L52 122L49 123ZM57 124H58V123H57ZM57 124H56V125L53 124V125H55V127H56L55 130L57 129ZM67 124H68V122H67ZM93 124H94V123H93ZM110 124H111V123H110ZM116 124H117V123H116ZM126 124H127V127H128V123H126V122H125V124L122 123V125H126ZM130 124H131V123H130ZM149 124H148V125H149ZM157 124H158V123H157ZM192 124H193V125H192ZM206 124H207V125H206ZM222 124H221V126H222ZM2 125L4 126V124H2ZM13 125H14V124H13ZM40 125H41V124H40ZM42 125H45V124H42ZM50 125H48V126H50ZM58 125L60 126V124H58ZM94 125H95V124H94ZM94 125H93V126H94ZM98 125H99V124H97L96 127H97ZM102 125L105 126V122H104V124H102ZM108 125H109V123H108ZM118 125H119V124H118ZM144 125H145V124H144ZM155 125H156V124H155ZM159 125H157L156 128H159V127H160ZM201 125H202V124H200V126H201ZM215 125H216V124H215ZM7 126H8V125H7ZM11 126H12V125H11ZM11 126H10V127H11ZM31 126H33V125H31ZM37 126H39V124H38ZM37 126H36V127H37ZM48 126H47V129L49 128ZM112 126H114V125H111V127H112ZM141 126H142L143 128H146V129H147V127H148V126H143V125H141ZM141 126H140V127H141ZM158 126H159V127H158ZM200 126H197V125H196V128H197V127H200ZM216 126H219V125H216ZM216 126H213V128H214V127L216 128ZM14 127H15V125H14ZM23 127H24V126H23ZM29 127H30V126H29ZM34 127H35V126H34ZM34 127H33V130H34ZM100 127H101V126H100ZM129 127H131V126H129ZM129 127H128V128H129ZM140 127H139V129H143V128H140ZM154 127H155V126H154ZM154 127H153V128L150 127V129L153 130ZM201 127H202V126H201ZM201 127H200V129L203 128V127H202V128H201ZM16 128H17V127H16ZM18 128H19V127H18ZM31 128H32V127H31ZM41 128H45V126H44V127H41ZM52 128H53V127H52ZM52 128H51V126H50V131H51ZM58 128H60V127H58ZM92 128H94V127H92ZM98 128H99V126L97 127V129H98ZM102 128H103V126H102ZM112 128H113V127H112ZM120 128H121V130H123L122 127H120ZM125 128H126V127H124V129H125ZM128 128H127V129H128ZM205 128H203L204 130L202 129V131H201L199 128H198V129H199L201 132H203V133L205 134V130H206ZM209 128H211V127H209ZM209 128H208V129H209ZM218 128H219V127H218ZM221 128H222V127H220V130L222 131L223 128H222V129H221ZM19 129L21 130V128H19ZM35 129H36V128H35ZM38 129H39V128H38ZM95 129H96V128H94V130H95ZM99 129H100V128H99ZM117 129H118V127H117ZM127 129H125V130H126L125 132H126L127 134H130V133H128L129 130H128V132H127ZM129 129H130V128H129ZM175 129H176V128H174V131H175ZM211 129H212V128H211ZM211 129L209 130V132L212 131ZM227 129H225L224 131H222V133L226 131V134L228 135V133H227L228 130H227ZM33 130H32V131H33ZM36 130H37V129H36ZM55 130H52L51 133H49V131H46V128H45L46 133L48 132L47 134H45V133L43 132V131H44V130H43L42 132L44 133V135H42V134H37L35 137H32V139H29V140H28V138H25V139H23V140L20 139V141L22 140L21 142H22V144L24 145V146L22 147V148L24 149V151H23V149H22L23 152H22V151H17V150H15V151H8V150H5L4 148H2V154H4V156L2 155L1 162H0V168H1V169H0V172L2 171V173H0V175H2V174L4 175V174H8V173H13V174H14V173L17 171V173L20 172V174L22 173L24 176H27V175H30V176H31V174L33 173L32 170H33V169L35 170V166H36V164H37L41 159H43L42 157H43L45 154H47V153L52 149L51 147L54 148V146H55V149H56V145L59 144V146H60V144H61L62 142H64V140L73 143V147L75 146V147L77 148V146L79 145V144H78L79 142H77L76 137H74V136L72 135V132H73V131L71 132L69 129H62V131H61V137L59 138L58 135H57V134H59L58 131H57L58 129L56 130V131H57V134H56V131H55ZM76 130H77V129H76ZM111 130H112V129H111ZM114 130H115V127H114V129H113V132H114ZM121 130H120V131H121ZM152 130H150V131L152 132ZM182 130H181V131H182ZM194 130L196 131V129H194ZM194 130H192V128H191V131H192V132H194ZM220 130H219V129H216V130H214V132L216 131L217 134H222ZM6 131H7V130H6ZM18 131H19V130H18ZM38 131H39V130H38ZM77 131H78V130H77ZM92 131H93V130H92ZM100 131H102V130H100ZM100 131H99V132H100ZM103 131H104V130H103ZM136 131L138 132V131H140V130H136ZM136 131H135V133H136ZM142 131H143V130H142ZM142 131H141V132H142ZM145 131H146V130H145ZM145 131H144V133H142V135L145 134V133H148V132H145ZM187 131H184V130H183V133L186 134ZM7 132H9V130H8ZM12 132H13V131H12ZM15 132H16V131H15ZM79 132H80V131H79ZM82 132H84V131H82ZM96 132H97V131H96ZM108 132H109V130H108ZM108 132H107V130H106V134H105V132H100V135L98 134V136H101V134H103V135L105 136V135L108 134ZM123 132H124V131H123ZM132 132H131V135H130V136L133 135ZM141 132H139V133H141ZM175 132H176V131H175ZM197 132H198V131H197ZM197 132H194V134H195V133H196V134L199 133V132H198V133H197ZM216 132H215V133H216ZM219 132H220V133H219ZM3 133H4V131H3ZM18 133H19V132H18ZM40 133H41V132H40ZM110 133H111V132H110ZM126 133H125V134H126ZM152 133H153V132H152ZM156 133H155V134H156ZM177 133H178V132H177ZM190 133H191V132H190ZM5 134H7V133H5ZM9 134H10V133H9ZM9 134H7V135H9ZM21 134H22V133H21ZM31 134H33V133H31ZM34 134H35V133H34ZM75 134H76V133H75ZM86 134H87V132H86ZM93 134H94V133H93ZM113 134H114V133H112V135H113ZM119 134H120V133H119ZM121 134H122V133H121ZM121 134H120V135H121ZM155 134H153V137H154ZM178 134H179V133H178ZM178 134H177V135H178ZM191 134H193V133H191ZM199 134H200V133H199ZM226 134L223 133L224 136H225ZM17 135H19V134H17ZM23 135H24V134H23ZM79 135H80V134H79ZM79 135H78V136H79ZM88 135H89V134H88ZM88 135H87V136H88ZM94 135H95V134H94ZM94 135H93V136H94ZM103 135H102V136H103ZM112 135L108 134V136H111V137H112ZM148 135H149V133H148ZM148 135H147V136L144 135V136H146L147 138H150V136L148 137ZM172 135H174V134H172ZM177 135H176V136H177ZM206 135H207V130H206ZM234 135H233V136H234ZM3 136H5V135H3ZM13 136H14V135H13ZM21 136H22V135H21ZM75 136H76V135H75ZM78 136H77V137H78ZM116 136H118V135H116ZM128 136H129V135H128ZM133 136H134V135H133ZM176 136H174V137H176ZM200 136H201V134H200ZM202 136H204V135H202ZM209 136H212V135H209ZM220 136H221V135H219V138H221ZM233 136H232V137H233ZM6 137H7V136H6ZM11 137H12V136H11ZM25 137H27V136L25 135ZM29 137H31V136H29ZM63 137H65V138H63ZM94 137H95V136H94ZM135 137H136V135H135ZM139 137H140V136H139ZM139 137H138V138H139ZM141 137L144 138L143 136H141ZM151 137H152V136H151ZM153 137H152V138H153ZM157 137H159V136H157ZM157 137H154V138L156 139ZM172 137H173V136H172ZM214 137H215V136H214ZM214 137H213V138L211 137V139H214ZM227 137H228V139H230L229 135H228ZM236 137H237V136H236ZM80 138H81V137H80ZM80 138H79V139H80ZM89 138H90V137H89ZM91 138H93V137H91ZM96 138H97V137H96ZM112 138H113V137H112ZM142 138H141V139H142ZM202 138H203V137H202ZM205 138H206V137H205ZM205 138H204V140H205ZM215 138H216V137H215ZM219 138L217 137L216 140H218ZM223 138L225 139V137H223ZM237 138H238V137H237ZM4 139H5V138H4ZM7 139H9V138H7ZM79 139H78V140H79ZM106 139H107V138H106ZM114 139H115V138H114ZM157 139H158V138H157ZM157 139H156V141H157ZM169 139H170V138H169ZM173 139H175V138H173ZM176 139H177V138H176ZM176 139H175V140H176ZM228 139H226V140H228ZM80 140H81V139H80ZM80 140H79V141H80ZM97 140H98V139L94 140V142L96 143ZM151 140H152V139H151ZM151 140H150V141H151ZM162 140L164 141L165 138L162 139ZM162 140H161V142H162ZM206 140H208V139L206 138ZM214 140H215V139H214ZM4 141H5V140H4ZM6 141H7V140H6ZM92 141H93V140H92ZM150 141H149V143H150ZM153 141H154V140H153ZM158 141H160V140L158 139ZM167 141H168V140H167ZM167 141H165V142H167ZM170 141H171V139H170ZM170 141H168V142H170ZM182 141H183V140H182ZM182 141H181V142H182ZM21 142H19V143H21ZM80 142H81V141H80ZM108 142H109V141H108ZM181 142H178V139H177V142H176V143H180V144H181ZM202 142H203V141H202ZM202 142H201V143H202ZM207 142H208V141H206V143H207ZM64 143H65V142H64ZM71 143H70V146H71ZM91 143H92V142H91ZM110 143H111V142H110ZM158 143H160V142H158ZM204 143H205V142H204ZM259 143L261 144L262 147L259 146ZM77 144H78V145H77ZM80 144H82V142H81ZM89 144H90V143H89ZM115 144H117V143H115ZM152 144L155 145L154 142H152ZM6 145H7V143H6ZM17 145H18V144H17ZM61 145H63V143H62ZM76 145H77V146H76ZM117 145H118V144H117ZM177 145H179V144H177ZM184 145H185V144H184ZM184 145L182 144V146H184ZM201 145H203V144H201ZM206 145H207V144H206ZM2 146H3V145H2ZM4 146H5V144H4ZM57 146H58V145H57ZM63 146H64V145H63ZM79 146H80V145H79ZM85 146L87 147V145H85ZM85 146H83V147H85ZM110 146H111V145H110ZM179 146H180V145H179ZM182 146H180V147H182ZM189 146H190V145H189ZM189 146H188L187 148H190ZM204 146H205V145H204ZM204 146H203V147H204ZM8 147H9V146H7V148H8ZM20 147H21V145H20ZM88 147H89V146H88ZM88 147H87V148H88ZM95 147H98L99 150L102 149V146L99 145V144H98V145H95ZM180 147H177V148H178V149H177L178 152H179V148H180ZM11 148H12V147H11ZM16 148H17V147H16ZM61 148H62V147H61ZM61 148H59V149H61ZM64 148H65V147H64ZM67 148H69V147H67ZM70 148H71V147H70ZM78 148H80V147H78ZM81 148H82V147H81ZM91 148L93 149V145H91ZM100 148H101V149H100ZM182 148H183V147H182ZM182 148H180V149H182ZM184 148H185V146H184ZM201 148H202V147H201ZM246 148H245V149H246ZM12 149H13V148H12ZM55 149H54V150H55ZM89 149H90V148H89ZM92 149H90L89 151L91 152ZM130 149H131V148H130ZM185 149H186V148H185ZM193 149H196V148L191 147V149H188V150H191V152H193V151H192ZM225 149H226V148H225ZM20 150H21V149H20ZM57 150H58V149H57ZM57 150H56V151H57ZM66 150H67V149H66ZM69 150H71V149H69ZM69 150H68V151H69ZM81 150H82V149H81ZM81 150H80V151H81ZM83 150H84V149H83ZM85 150L87 151V149H85ZM99 150H98V151H99ZM103 150H105V149H103ZM120 150H121V149H119V150L117 149V151H120ZM188 150H187V151H188ZM201 150H204V149H201ZM52 151H53V150H52ZM56 151H55V152H56ZM61 151H62V150H61ZM64 151H65V150H64ZM89 151H88V153H89ZM95 151H96V149H95ZM175 151H176V149H175ZM180 151H181V150H180ZM183 151H184V150H183ZM53 152H54V151H53ZM57 152H58V151H57ZM57 152H56V155H55V156H57ZM93 152H94V149H93ZM107 152H108V151H107ZM188 152H189V151H188ZM188 152H187V153H188ZM191 152H190V153H191ZM194 152H195V150H194ZM194 152H193V153H194ZM196 152H199V150H196ZM68 153H69V152H68ZM88 153H87V154L84 153V154H85V157L83 158L84 161H85L86 155H88ZM97 153H98V152H97ZM100 153H103V152L100 151ZM108 153H109V152H108ZM108 153H107V154H108ZM110 153H111V152H110ZM179 153H180V152H179ZM179 153H177V154L180 156ZM187 153H186V154H187ZM61 154H62V153H61ZM65 154H67V153H65ZM72 154H73V153H72ZM112 154H113V153H112ZM116 154H117V153H114V155H116ZM183 154H185V153L183 152ZM58 155H60V154H58ZM63 155H64V154H63ZM80 155H82V154H80ZM93 155H94V153H93ZM103 155H104V154H103ZM103 155H102V156H103ZM178 155H177V156H178ZM188 155H189V154H188ZM193 155H195V154H193ZM193 155H192V156H193ZM47 156H48V154H47ZM49 156H50V154H49ZM60 156H61V155H60ZM82 156H83V155H82ZM82 156H81V157H82ZM95 156H96V155H95ZM104 156H105V155H104ZM110 156H111V155H110ZM119 156H120V155H119ZM77 157H78V156H77ZM77 157H75V159H79V158H77ZM87 157H88V156H87ZM113 157H114V156H113ZM117 157H118V156H117ZM181 157H183V156H181ZM44 158H45V157H44ZM50 158H51V159H50ZM50 158H49L50 161H48V162L46 161L47 164H48V167H47V168L49 169V170H47V171H50V169H52L53 166H54V167L56 166V165H54V163L58 164V163H60V161H62V160H60V161L58 162L59 159H57V161H55V160H54L55 157H54L53 153H51V157H50ZM58 158H59V157H58ZM62 158H63V157H62ZM62 158H61V159H62ZM91 158H92V157H91ZM100 158L103 160L102 157H100ZM118 158H120V157H118ZM183 158H187V157L184 155ZM188 158H189V157H188ZM65 159H66V158H65ZM69 159H70V158H68V161H69ZM71 159H72V158H71ZM71 159H70V160H71ZM109 159H110V158H109ZM109 159H108V158H105V163H106V161L109 160ZM114 159L116 160V158H114ZM114 159H113V160H114ZM120 159H121V158H120ZM47 160H48V159H47ZM66 160H67V159H66ZM79 160H80V159H79ZM81 160H82V159H81ZM81 160H80V161H81ZM91 160H92V159H91ZM111 160H112V159H111ZM115 160H114V163H115ZM41 161H42V160H41ZM80 161H79V162H80ZM87 161H88V160H87ZM96 161H98V160H96ZM62 162H63V161H62ZM77 162H78V161H77ZM77 162H75V164H76ZM98 162L100 163V160H99ZM98 162H97V163H98ZM101 162H102V161H101ZM117 162H118V159H117ZM119 162H120V160H119ZM67 163H70V161L67 162ZM175 163H176V162H175ZM175 163H172V164L170 163V164L173 165V164H175ZM39 164H40V166H41V163H40V162H39ZM43 164H44V162H43ZM63 164H64V162H63ZM63 164H62V165H63ZM79 164H80V163H79ZM82 164H83V163H82ZM101 164H102V163H101ZM45 165H46V164H45ZM70 165H71V164H70ZM106 165H107V164H105V166H106ZM111 165H113V164H111ZM115 165H116V164H115ZM171 165H170V166H171ZM42 166H43V165H42ZM63 166H64V165H63ZM68 166H69V165H68ZM103 166H104V165H103ZM108 166H109V165H108ZM166 166H167V165H166ZM38 167H39V166H37V168H38ZM57 167H58V166H57ZM60 167H61V165H60ZM73 167H74V166H73ZM73 167H72V168H73ZM81 167H82V166H81ZM116 167H117V166H116ZM172 167H173V166H172ZM172 167H171V168H172ZM263 167H264V166H263ZM40 168H41V167H39V169H40ZM43 168H44V166H43ZM45 168H46V167H45ZM47 168H46V169H47ZM61 168H62V167H61ZM82 168H83V167H82ZM167 168H170V167H169V164H168V167H167ZM59 169H60V168H59ZM62 169H63V171H65L64 168H62ZM67 169H68V168H67ZM77 169H78V168H77ZM77 169L75 168L74 171H76ZM80 169H81V168H80ZM108 169L111 170L110 167H109ZM36 170H37V169H36ZM36 170H35V171H36ZM43 170H44V169H43ZM53 170H54V169H52V171H53ZM89 170H91V169H89ZM112 170H113V167H112ZM145 170H147V169H145ZM38 171H42V170H38ZM61 171H62V170H61ZM66 171H67V170H66ZM66 171H65V172H66ZM70 171H71V170H70ZM70 171H68V172H70ZM152 171H153V170H152ZM44 172H46V171L44 170ZM55 172H56V171H55ZM65 172H64V173H65ZM71 172L73 173V171H71ZM81 172H82V171H81ZM81 172H79V173H81ZM84 172H85V171H84ZM86 172H87V171H86ZM89 172H90V171H89ZM150 172H151V171H150ZM158 172H159V171H158ZM37 173H38V172H37ZM37 173L35 172V174H33V175H36ZM42 173H43V172H42ZM58 173H59V172H57V174H58ZM79 173H78V174H79ZM44 174H45V173H44ZM44 174H43V175H44ZM54 174H55L56 177H57V174H56V173H52L51 175L54 176ZM61 174H62V172H61ZM61 174H60V175H61ZM73 174H74V173H73ZM78 174H77V176H78ZM3 175H2V177L0 176V178H3ZM9 175H10V174H9ZM9 175H7V176L10 178ZM11 175H12V174H11ZM14 175H15V174H14ZM37 175H40V172H39V174H37ZM48 175H49V174H48ZM48 175L46 174L47 177H49ZM67 175H68V179H69V174H67ZM71 175H72V174H71ZM71 175H70V176H71ZM74 175H76V173H75ZM74 175H73V176H74ZM79 175H80V174H79ZM4 176H5V175H4ZM44 176H45V175H44ZM44 176H43V179L46 178V176H45V178H44ZM62 176H63V174H62ZM65 176H66V175H65ZM5 177H6V176H5ZM8 177H7V179H8L9 181H10V179L13 180V178H10V179H9ZM18 177H19V176H18ZM21 177H22V179L19 178V179H21L20 181L23 180V176H21ZM32 177H33V176H32ZM34 177H37V176H34ZM34 177H33V178H34ZM41 177H42V176H41ZM56 177H55V178H56ZM58 177H59V179H60L61 176H58ZM81 177H83V176H81ZM98 177H99V176H98ZM155 177H157V175H156ZM29 178H31V177H29ZM33 178H32V179H33ZM39 178H40V176H39ZM39 178H38V179H39ZM77 178H78V177H77ZM24 179H25V178H24ZM34 179H35V178H34ZM40 179H41V178H40ZM49 179H50V178H49ZM51 179H52V177H51ZM66 179H67V178H66ZM68 179H67V180H68ZM73 179H74V177H73ZM121 179H122V178H121ZM4 180H6V178H4ZM4 180H3V181H4ZM15 180H16V179H15ZM27 180H28V182H29V186H31V188H32V187L35 188V186H36V185L34 184L35 182L31 181V179L29 180L28 178H27ZM54 180H55V179H52L51 181H54ZM57 180H58V179H57ZM57 180H55V181L57 182ZM63 180H64V178H63ZM124 180H126V179L124 178ZM124 180L122 179V182H123ZM37 181H38V180H37ZM43 181H44V180H43ZM43 181H41V182H42V183H45V181H44V182H43ZM60 181H61V179H60ZM60 181L58 182L59 186L61 185V184H60ZM65 181H66V180H65ZM69 181H70V180H69ZM69 181H68V183H69ZM74 181H76V180H74ZM78 181H79V179H78ZM84 181H85V180H84ZM18 182H19V181H18ZM39 182H40V181H39ZM47 182H48V181H47ZM47 182H46V184H45L46 187L44 186L45 188H47ZM66 182H67V181H66ZM72 182H73V181L71 180V183H72ZM80 182H81V181H80ZM122 182H121V184H122ZM126 182H127V181L123 182V188H124V185H125V184H126V186H127V183L130 184L129 182H127V183H126ZM21 183H23V181H22ZM74 183H75V182H74ZM74 183H73V184H74ZM77 183H78V182H77ZM83 183H84V182H83ZM119 183H120V181H119ZM4 184H6V183L4 182ZM10 184H11V183H10ZM24 184H25V182H24ZM26 184H27V183H26ZM39 184H40V183H39ZM39 184H38V186H39ZM54 184H55V183H54ZM58 184H57V185H58ZM66 184H67V183H66ZM75 184H76V183H75ZM121 184H120V187L122 188ZM239 184H240V186H241L242 182H239ZM6 185H7V184H6ZM8 185H9V183H8ZM48 185H53V184H48ZM67 185H68V184H67ZM71 185H72V184H71ZM130 185H131V184H130ZM26 186H27V185H26ZM29 186H28V187H29ZM38 186H36V187H38ZM8 187H9V186H8ZM39 187H43V186H39ZM52 187H53V189L55 188L54 185H53ZM62 187L65 189L66 186H65V187L62 186ZM4 188H5V186H4ZM6 188H7V187H6ZM34 188H32V189H34ZM60 188H61V186H60ZM60 188H59V189H60ZM131 188H132V187H131ZM32 189H31V190H32ZM49 189H50V188H49ZM55 189H56V188H55ZM67 189H68V188H67ZM126 189H127V188H126ZM129 189H130V186H129ZM56 190H57V189H56ZM65 190H66V189H65ZM114 190L116 191L117 189H114ZM33 191H34V190H33ZM35 191H36V189H35ZM60 191H61V189H60ZM60 191H59V192H60ZM67 191H68V190H67ZM115 191H114V192H115ZM228 191H229V190H228ZM39 192H40V190H39ZM39 192H38V194H39ZM57 192H58V191H57ZM59 192H58V193H59ZM65 192H66V191H65ZM68 192H69V191H68ZM118 192H119V191H118ZM36 193H37V191H36ZM69 193H70V192H69ZM69 193H68V194H69ZM116 193H117V192H116ZM116 193H115V194H116ZM34 194H35V193H34ZM65 194H66V193H65ZM65 194H64V192H63V195H65ZM70 194H71V193H70ZM70 194H69V195H70ZM118 194H119V193H118ZM40 195H41V194H40ZM66 195H67V194H66ZM66 195H65V196H66ZM113 195H114V194H113ZM116 195H117V194H116ZM119 195H120V194H119ZM132 195H133V194H132ZM111 196H112V195H111ZM133 196H134V195H133ZM133 196H132L131 198H133ZM71 197H72V195H71ZM116 197H117V196H115L114 198H116ZM119 197H120V196H119ZM72 198H73V197H72ZM112 198H113V197H112ZM112 198H111V197H110V198L107 197V199H109V201L106 202V203H109V202H110V199H112ZM129 198H130V197H129ZM117 199H118V198H117ZM119 199H120V198H119ZM113 201H114V199L111 201V202H112L111 204H113ZM115 201H116V200H115ZM115 201H114V202H115ZM116 202H117V201H116ZM116 202H115V203H116ZM112 206H114V205H112ZM112 208H113V207H112ZM114 209H115V208H114ZM112 211H114V210H112ZM4 219H5V218H4ZM1 220H2V219H1ZM2 221H3V220H2ZM6 230H7V229H6ZM7 233H9V232H7ZM1 234H2V233H1ZM1 234H0V235H1ZM4 235H5V233H4ZM0 237H1V236H0ZM4 237H6V236H4ZM8 237H10V236H7V238H8ZM7 238H6V239H7ZM97 238H98V237H97ZM10 239H11V238H10ZM4 240H5V239H4ZM12 240H13V239H12ZM12 240H11V241H12ZM1 241H3V238H2ZM5 241H6V240H5ZM5 241H4V246H5V244H7V245L9 244V243H5ZM7 242H8V241H7ZM9 242H10V241H9ZM13 242H15V241H13ZM21 243H22V242H21ZM31 243H32V242H31ZM10 244H11V243H10ZM14 244H17V242L14 243ZM19 244H20V243H19ZM24 244H25V243H24ZM1 245L3 246V243H2ZM25 245H26V244H25ZM2 246H1V248H2ZM23 246H24V245H23ZM28 246H29V245H28ZM31 246H33V243L31 244ZM96 246H97V245H96ZM6 247H7V246H6ZM6 247H5V248H6ZM8 247H10V245H9ZM20 247H21V246H20ZM97 247H98V246H97ZM25 248H26V247H24L23 249L25 250ZM29 248H30V247H29ZM33 248H34V247H32V248H30V249L32 250V253H33V252L35 253V250H34ZM10 249H12L11 251H14L13 249H15V248H14V246L12 245V248H10ZM26 249H27V248H26ZM0 250H1V249H0ZM6 250L8 251L9 249L6 248ZM6 250H5V251H6ZM20 250H21V249H20ZM24 250H21V251L23 252ZM27 250H28V249H27ZM27 250H26V251H27ZM2 251H3V248H2ZM5 251H4V252H5ZM7 251H6V252H7ZM21 251H17V252L20 253ZM28 251H30V250H28ZM0 252H1V251H0ZM6 252H5V253H6ZM22 252H21V253H22ZM2 253H3V252H2ZM9 253H10V252H9ZM14 253H15V251H14ZM21 253H20V254H21ZM10 254H11V253H10ZM23 254H25V253L23 252ZM23 254H22V255H23ZM29 254H30V252H29ZM35 254L38 255L37 253H35ZM4 255L7 256V255H9V254H7V255L4 254ZM11 255H12V254H11ZM11 255H10V256H11ZM14 255H15V254H14ZM26 255H27V253H26ZM10 256H9V257H10ZM24 256H25V255H23L22 257H24ZM28 256H29V255H27L26 257H28ZM9 257H7V261L9 262L8 264H10V262H12L10 259L13 258V257H10V259H9L10 261H9V260H8ZM37 257H40V256L38 255ZM14 258H15V257H14ZM17 258H18V257H17ZM17 258H16V260H17ZM19 258H20V257H19ZM19 258H18V259H19ZM28 258L30 259V256H29ZM32 258H33V257H32ZM26 259H27V258H26ZM35 259H36V257H35ZM40 259H41V258H40ZM5 260H6V257H5ZM5 260H2V261H5ZM14 260H15V259H14ZM16 260H15V261H16ZM36 260H37V259H36ZM30 261H31V260H30ZM37 261H38V260H37ZM13 262H14V261H13ZM17 262L19 263V261H16V263H17ZM20 262H21V261H20ZM45 262H46V261H45ZM0 263H1V262H0ZM2 263H3V264H6L5 262H2ZM27 263H29V262L27 261ZM13 264H14V263H13ZM32 264H33V262H32Z\"/></svg>", "mask_w": 264, "mask_h": 264}]
</instances>
